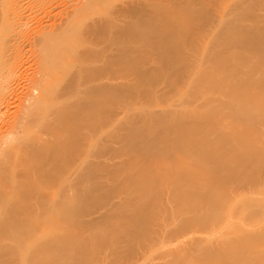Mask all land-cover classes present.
Masks as SVG:
<instances>
[{
    "label": "bare ground",
    "instance_id": "obj_1",
    "mask_svg": "<svg viewBox=\"0 0 264 264\" xmlns=\"http://www.w3.org/2000/svg\"><path fill=\"white\" fill-rule=\"evenodd\" d=\"M23 1L0 0V264H14V245L37 251L30 264H83L91 239L137 240L154 206L189 214L177 232L228 198L224 181L239 205L221 245L194 238L160 264H264V0H68L74 10L55 25L51 12L25 16ZM173 73L189 76L186 102L123 111L112 135L116 106ZM204 83L217 88L190 105ZM127 161L136 167L124 171ZM100 170L120 176L84 186ZM92 196L85 224L99 230L70 241L64 231Z\"/></svg>",
    "mask_w": 264,
    "mask_h": 264
},
{
    "label": "rangeland",
    "instance_id": "obj_2",
    "mask_svg": "<svg viewBox=\"0 0 264 264\" xmlns=\"http://www.w3.org/2000/svg\"><path fill=\"white\" fill-rule=\"evenodd\" d=\"M23 1V0H22ZM66 1V2H65ZM68 0H25L23 3H25L27 10L25 13V16L28 15V18L35 17V15H42L43 12H51L50 13V24L55 25L58 19H63L64 16L69 14L74 10L71 3L67 2ZM70 1V0H69ZM75 1V0H74ZM78 1V0H77ZM31 2V6L29 3ZM106 1H97L96 5L97 7L102 5V3ZM70 6H69V5ZM99 8V7H98ZM53 12V14H52ZM1 13V12H0ZM44 15V14H43ZM58 15V16H57ZM47 16V14H46ZM53 16V18H52ZM31 19V18H30ZM48 18L46 17V20ZM54 21H56L54 23ZM53 22V23H52ZM15 34V33H14ZM231 68L228 69L227 74L229 76H232L233 74V62ZM195 72V71H194ZM192 72V73H194ZM191 74V73H190ZM189 77V76H188ZM188 77H181L179 73H173L169 78L165 79H159L155 81H150L143 90V93L141 95V99L138 103H133L129 107L127 105H119L116 106L113 116H112V122L110 125V129L112 131L113 135V129L118 127V125L123 121L122 112L126 110H131L133 112L135 111H143V110H152V109H158L161 107H167L180 104L179 101L182 103L186 102V95L188 92V83L189 80ZM173 83L177 84V87L173 86ZM201 87L194 91V93L189 95V98L191 100L190 105L193 102H200L201 100L205 99V97L210 96L213 90H215L217 87H214L210 84H199ZM160 90H164L165 94L162 97H158V93ZM253 90V89H251ZM250 90V91H251ZM161 92V91H160ZM211 98V97H210ZM225 100H229L230 97H225ZM127 99L123 97L120 100L123 102ZM179 100V101H178ZM214 103L219 104L218 101H214ZM209 103V106L211 110H214L217 112V106ZM119 106V107H118ZM19 106L16 105L14 107V111H16ZM118 107V108H117ZM122 109V111H120ZM125 109V110H124ZM119 110V111H118ZM117 111V112H116ZM121 112V114H119ZM7 118L5 116L0 117V128L5 130V125ZM5 124V125H4ZM5 126V127H4ZM3 130V131H4ZM104 132L105 130H99L97 134V139L101 142L104 138ZM2 131H0V134ZM113 146L115 149L121 146V144L113 142ZM115 149L112 148L111 156H113L116 160H122L124 156H121L120 152H116ZM98 151L97 153H99ZM250 151L245 150L243 153V156H249ZM137 162L136 161H127L124 166V171L129 169H132L136 167ZM104 172L99 171L98 177L93 179L92 181L86 183L84 186H93L100 187L102 184L110 185L114 183L117 178L120 176V174L116 175L114 178V181L110 179ZM124 174L123 171H121V175ZM195 182V181H194ZM135 183L133 182V185ZM222 190L225 192V189H230L228 192H225L228 196L227 199L223 200L219 206L209 205L212 206V211L210 215L203 219V220H192L193 222L188 224V226H184L178 229L177 232H171V230L175 227V223L178 222L179 219L187 217L189 214L186 211H183L178 207V210L175 211V213L166 212L163 209L161 211L157 210V207L154 206V210H152V215L157 217L155 219L154 224L149 228H141L142 233L139 235V238L137 240L133 239H125L121 240L119 246L116 245L115 242L113 243H100V239H91L89 240L88 245L84 246L82 249V253H80V257L82 258L83 264H160L163 263L165 260L170 258V255L177 251L179 247H187V242L191 241L194 238L203 237L208 244H215V245H221V241L224 239L223 235V229L228 221V218H231L233 221L237 222V212H238V196L236 194V189L231 188V184L228 185V181H224L222 183ZM109 187V186H107ZM200 187L202 189L200 191H203L204 188H207L208 186L206 183L202 184ZM110 193H113L112 189H109ZM119 195V194H117ZM117 195H111V201L117 200ZM98 198L91 197L88 201L89 203L87 205L82 204L83 212L80 213V216L72 222V227H69L67 225L66 230L64 231V235L73 238L70 241H75L79 238V235L81 236L88 235L89 232L92 230L98 231L99 229L93 230L91 226L86 225L85 222L88 220L87 212L88 210H92L95 208L98 203ZM101 210V209H96ZM93 211V210H92ZM199 212L198 214H200ZM166 222L167 226H164L163 223ZM130 226L129 222H122L118 228L124 230L126 227ZM89 227V228H88ZM115 227L109 228L108 234L114 229ZM90 229V230H89ZM79 233L77 234V232ZM84 232V233H83ZM90 232V235L92 234ZM76 233V234H72ZM87 233V234H86ZM107 232L103 233V236H105ZM78 235V237H77ZM76 236V237H75ZM95 241V242H94ZM93 243V244H92ZM94 243H96L94 246ZM93 245V246H92ZM86 247V248H85ZM96 247V248H95ZM93 250H90V249ZM89 249V251H88ZM117 251H121L122 254L120 257H114L113 253H116ZM13 258L14 255V264H30V261L32 257L38 256L37 251L34 248H31L28 245H14V251L10 252ZM65 256V255H64ZM68 256V254H67ZM66 256V257H67ZM65 258V257H64ZM41 263L42 264H51V262L44 258V256H41ZM109 261H108V260ZM110 259L113 260V262H110ZM88 261V262H87ZM86 262V263H85ZM62 263V262H61ZM58 262V264H61ZM70 264V263H66Z\"/></svg>",
    "mask_w": 264,
    "mask_h": 264
}]
</instances>
